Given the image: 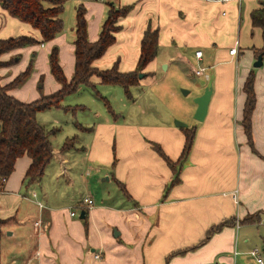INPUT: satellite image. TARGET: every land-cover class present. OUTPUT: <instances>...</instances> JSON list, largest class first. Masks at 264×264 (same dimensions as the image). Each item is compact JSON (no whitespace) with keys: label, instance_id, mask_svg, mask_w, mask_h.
Masks as SVG:
<instances>
[{"label":"crops","instance_id":"obj_1","mask_svg":"<svg viewBox=\"0 0 264 264\" xmlns=\"http://www.w3.org/2000/svg\"><path fill=\"white\" fill-rule=\"evenodd\" d=\"M76 3L86 9L92 43L100 37L110 5L131 7L119 19L115 43L93 63L99 70L117 66L122 73L135 71L145 32L149 28L158 31V54L141 73L139 85L131 88L128 100L134 102V91L156 82L161 72H171L183 77V86L196 90V99L212 88L208 113L199 122L196 102L181 106L180 101L178 110L167 111L172 119L196 128L180 182L173 185L175 171L153 144L177 163L186 143L183 128L174 121L161 123L145 111L137 115L149 121L128 123L131 111L115 115L107 97L97 90L122 87L93 78L95 90L89 88L116 118L100 113L93 120L76 122L64 136L53 135V159L35 184L25 181L31 158L17 160L12 175L0 185V264H256L251 252L258 248L250 250L255 240L244 229L264 214V63L254 67L264 40L262 30L254 28L251 20L264 0ZM76 23L70 45L65 25L48 44L59 48L60 65L69 81L75 73ZM19 36L40 42L23 48L29 54L47 48L39 31L0 7V40ZM234 47L238 53L231 55ZM21 51L5 53L1 60L12 64ZM198 51L203 53L201 58L196 56ZM13 68L0 69L3 86L16 79L19 71L6 78ZM198 69H204L203 75H196ZM251 72L256 93L254 147L242 125L247 99L244 85ZM193 76L199 83L189 82ZM51 82L52 89L44 95L34 85L11 89L9 94L25 103L37 101L61 89L53 75ZM110 91L118 94V90ZM142 97L137 94V101ZM70 139H74L72 148L65 150ZM85 198H91L94 205L83 209ZM83 211L86 216L81 219ZM211 230V238L202 244Z\"/></svg>","mask_w":264,"mask_h":264},{"label":"trees","instance_id":"obj_2","mask_svg":"<svg viewBox=\"0 0 264 264\" xmlns=\"http://www.w3.org/2000/svg\"><path fill=\"white\" fill-rule=\"evenodd\" d=\"M87 1V0H80ZM67 0H0V7L11 17L29 24L39 31L42 36V43L53 41L63 30L64 21L61 17L64 12ZM131 7L117 8L110 5L108 19L103 25L98 41L92 43L88 39L86 9L83 5L77 11L76 17V40H75V73L69 81L60 65L59 48L54 47L50 53L51 73L61 84V89L56 93L44 96L42 99L25 103L9 94L11 89L22 85L29 76L30 69L19 75L7 86L1 84L0 75V185L3 179H8L15 170L16 162L23 156H29L32 160L28 169L25 181L27 184L39 182L53 159V145L51 137L56 135L58 130H48L37 120L40 112L63 107L64 99L76 93L83 85L95 90L93 78H99L102 84L121 86L128 99L132 98L131 88L138 86L139 75L146 66L158 54V31L148 29L142 40L141 55L138 67L135 71L122 73L117 66L109 70H99L93 63L102 58L106 51L116 41V33L120 30L119 19L125 17L130 12ZM252 26L260 28L264 40V3L251 14ZM40 44L29 36L10 37L0 40V69L10 65V62H3L1 56L13 50L22 49ZM258 56L263 55L264 47L257 51ZM255 75L253 72L248 76L244 92L247 96L242 125L247 134L249 144L253 145L252 137V117L256 107ZM66 111L72 110L74 114L82 107H65ZM186 143L180 160L173 163L164 154L158 144H153L154 149L165 159L168 165L175 171L173 185L180 182V171L182 164L193 148L196 128H183ZM74 139L68 140L65 150L72 148ZM218 229V228H217ZM213 231H209L202 244L206 243L212 236Z\"/></svg>","mask_w":264,"mask_h":264},{"label":"rangeland","instance_id":"obj_3","mask_svg":"<svg viewBox=\"0 0 264 264\" xmlns=\"http://www.w3.org/2000/svg\"><path fill=\"white\" fill-rule=\"evenodd\" d=\"M76 2L77 0H67L65 3L64 12L61 16L65 25L66 31L64 35H66L65 39L67 44L71 42L72 34L74 33L72 27L76 22L75 13L82 5L81 3L79 5ZM45 44L47 45V48H41L42 50L39 48L30 52V54L22 48L21 53L14 57V60L12 61L13 63L11 62L12 64L10 65H12L14 68L13 70L7 71L6 78L11 77L13 73L19 71L16 73L17 76L15 78H17L19 75L27 72L30 69L28 78L22 85L17 87L18 89H23L25 87L30 89L31 86L34 85L35 87L39 88V91H41L42 95L52 89L53 83L51 82L52 73L50 67V53L54 47L51 49L50 45H48L49 42ZM34 52L36 53L35 57L33 56ZM17 59L19 60L17 61ZM182 78L183 77L178 74H172L171 72L167 74L161 72L157 76L156 82L152 83L148 87H142L141 89H138V91H134V102L128 100L122 88L120 87H116L118 89H115V87H109L112 89L107 88L105 90L104 88H97V90L107 97L111 107L110 109H112L115 115L122 117L125 115V113L131 111L128 116V123L149 121L145 120L143 115H137L140 111H145L149 114H155L161 123L174 121L176 125V121H180L187 124L188 126L187 122L180 120L179 118L172 119L167 114V111H174L175 109L178 110L176 104L179 101L181 102V106H184L187 103L190 105L195 103L196 90L187 86H183V81L181 80ZM188 80L192 84H197L200 81L194 76ZM54 84H56V82H54ZM106 90L108 91L107 94H105ZM110 90H118V94ZM185 92H188V94H185ZM137 94L143 95V97L138 101ZM62 105L63 107L52 108L39 114V123L41 125L45 126L48 130L59 131L55 135L56 137H61L69 133V130H73V128H75L76 122L84 123L93 120L98 117L100 113L111 116L112 120L115 117L114 114H110L105 102L100 99L96 92L85 85L81 86L76 93L67 96L62 102ZM78 105L84 106L86 109L84 108V110L77 111L76 115L72 110L66 111L64 109L65 107L70 106L71 108H76ZM138 105L141 107L140 110L138 109ZM244 233H248L252 240H255V243H252L253 246L250 248V250L254 248L262 250L264 248V245L262 244L264 239V214H261L260 219H258L255 223L246 225Z\"/></svg>","mask_w":264,"mask_h":264},{"label":"water","instance_id":"obj_4","mask_svg":"<svg viewBox=\"0 0 264 264\" xmlns=\"http://www.w3.org/2000/svg\"><path fill=\"white\" fill-rule=\"evenodd\" d=\"M263 55H260L257 59V61L254 64L255 68H261L263 66ZM140 78H143V74H140ZM212 88H207L204 92V94L200 97H198L195 102L197 104V110L195 113V119L199 122H203L207 116L208 109H209V104L211 101V96H212ZM185 94H188V92H185ZM176 126L179 128H185L187 127V124L182 123L180 121H176ZM86 216L85 212L83 211L81 213V219H84ZM263 253H264V248H263Z\"/></svg>","mask_w":264,"mask_h":264},{"label":"built area","instance_id":"obj_5","mask_svg":"<svg viewBox=\"0 0 264 264\" xmlns=\"http://www.w3.org/2000/svg\"><path fill=\"white\" fill-rule=\"evenodd\" d=\"M98 1L104 3V2H108L109 0H98ZM219 1H227V0H219ZM237 53H238V49L236 47L230 50L231 55H236ZM202 55H203L202 51L196 52V56L198 58H201ZM195 73L196 75H203L204 69L195 70ZM2 182L5 183L6 179H3ZM234 198L237 199V195H234ZM93 205H94V201L91 198H85L81 206L83 209H87L89 207H92ZM71 215L76 216V212H72ZM36 225H39V223H36ZM251 256L255 259L256 264H264V257H263L264 253L262 250L260 249L253 250L251 252ZM100 258H101L100 255H96V259H100Z\"/></svg>","mask_w":264,"mask_h":264}]
</instances>
